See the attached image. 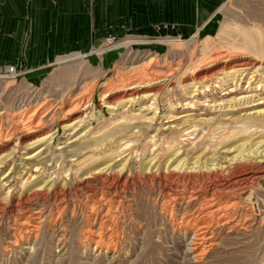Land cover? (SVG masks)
Returning <instances> with one entry per match:
<instances>
[{"label":"rangeland","instance_id":"1","mask_svg":"<svg viewBox=\"0 0 264 264\" xmlns=\"http://www.w3.org/2000/svg\"><path fill=\"white\" fill-rule=\"evenodd\" d=\"M207 15L208 21L198 16L189 30L170 21L143 34L101 27L102 39L83 47L61 43L70 36L66 28H36L33 36L0 20L4 122L21 131L38 108L55 111L45 125L46 141L15 147L17 136L0 145L2 156L12 153L0 166V198H19L29 187L51 183L74 185L77 177L100 169L139 170L148 162L154 171L198 161L208 167L236 163L256 174L231 192L207 195L196 186L180 190L175 200L158 186L151 190L143 171L137 186L107 196L112 206L100 211L96 224L91 220L94 228L85 224L97 213L92 203L99 202L100 190L95 197L83 192L62 203L35 204L18 216L19 224L0 222V264H264V89L257 86L264 77V0H225ZM232 55L256 67L236 83L220 76L188 85L203 65ZM168 74L172 82L160 80ZM150 76L163 87L155 102L113 105L117 90ZM79 100L85 121L72 125ZM21 114L26 118L19 124ZM39 211L45 217L29 223ZM103 217L108 226L101 231ZM24 221L26 230L42 225L21 239L13 233Z\"/></svg>","mask_w":264,"mask_h":264},{"label":"bare ground","instance_id":"2","mask_svg":"<svg viewBox=\"0 0 264 264\" xmlns=\"http://www.w3.org/2000/svg\"><path fill=\"white\" fill-rule=\"evenodd\" d=\"M255 67L256 66H255L254 61L251 59L245 58V57L242 58L240 56L232 55L226 58H219L217 60L211 61L208 64L203 65V67H201V69L192 78H190L189 82L191 83H188V85H191V84L198 85L199 83L206 84V82L208 83V81L217 79L220 76H228L230 77L229 79L232 82L236 83L241 80L244 74L250 73V71H252ZM260 68L261 67L258 66L257 70H259ZM254 73L256 72H253V74ZM168 75L169 76L164 75L162 78H160V80L163 81L164 79V82L165 81L172 82L173 75L172 74H168ZM149 78L148 80L142 81L139 84L136 82H133V83L124 85L122 88L117 90V92H115V96L112 98L113 105L120 106L121 104L130 103L132 104V107H133L135 103L137 104L138 102L142 100L145 101L146 99H149L151 101L153 100V102H155L156 97H158L162 93L163 87L158 86L159 85L158 79L151 78V76ZM257 86L264 89V77L263 79L258 81ZM209 88L210 87L207 85V91H209ZM105 97H107V95H105ZM77 106H76V110L72 112L71 115L69 114L71 117L69 121L73 122L72 125L85 121V117H83V114L85 113L83 111H86V108L83 109L84 106L82 105L81 100L78 101ZM3 115L4 113L0 114V145L3 142H11L13 138L19 136L18 138L19 142L17 145H15V147H17L18 145H22L25 148H29L43 141H46L47 139L50 138V136H46L48 133H45L44 130H45V125L47 123L52 124L53 116H55V111H52L49 106H44L41 109L38 108V110H36V112H34V114H32L28 118L27 121H29V125H23V127L20 129L21 131H18L15 127H13V124H11L10 122L5 123ZM86 116L88 115L86 114ZM25 118H26L25 115H22V114L19 115L18 116L19 124L24 123ZM254 123H258V121H255ZM254 123L253 122L252 123L243 122L242 125L243 126L253 125ZM72 125H67L65 127L69 128ZM257 125H259V123ZM170 140L177 141L176 138H170ZM242 148L243 147H240L239 149H242ZM11 155L12 153H8V154L6 153V155L4 154L2 156V153H0V166L5 164ZM98 160H100V157L94 158L91 162L87 163V165H93ZM150 164L151 162L141 165L139 170H133V169L126 170L127 166L125 165L123 166L120 173L112 172V171L110 173L108 172L105 173L101 169L99 171L86 172L85 174H83V176L85 177L81 176V180H79L78 177L75 179L74 185L60 186V185L51 183L45 186L42 185L38 187L37 186L29 187L26 192H23L22 194L18 195L19 198L17 197L11 198L10 196H6L5 198H0V222L5 221L6 219H8L9 221L14 219L13 220L14 221L13 226H14L15 224L18 223V220H17L18 216H20L21 214H24L27 211L31 212L35 204L41 203L44 206V205L52 203L53 200L60 201L62 203L64 200H67L69 197L77 198L83 192L87 193L90 197H95L99 193V190H100L103 194H102V197L99 199V202L97 201V203L95 202L92 203L94 204V206L92 205L93 209H95L97 213L95 212L96 215L93 214L95 217L91 215L88 222H86L85 224V228H89V227L94 228L92 225L93 222L90 223L91 220H93L96 224L99 217L101 216L100 211L101 210L105 211L104 208L107 207V205H109V207L112 206V202L107 200V196L112 192H115L118 195H121L123 192L131 190L133 187L137 186L141 181V172L143 171H146L145 173H143V176H142L143 180L148 184V186H151V190L153 189L155 190V188L158 186L161 195H163L165 198L170 197L171 199H175V200L177 198H180V190L182 189L189 190L190 188L191 190H193L196 186H200L199 188L203 189L202 191H204V193L207 195L210 191H214L215 194H218V195L224 194L227 191L231 192V190L232 191L236 190V188L241 186L243 183L250 182L252 179L255 178V175H256L253 173L254 171L253 172L248 171L251 169H246L247 166L245 167L244 165H241V164L236 165V163L234 164V166H232L233 164H231L227 167H224L221 164L216 165L212 163L213 166L208 167V162H205L204 164H202L198 161L196 162L194 166L192 167L188 166L189 168L188 167L183 168V165L175 166L173 168L172 166H168V167L165 166L164 169H162L161 167H158L157 170L155 171L150 167ZM254 169L255 168H253V170ZM125 170L127 172L123 173ZM226 172L229 174V177L224 176V174L226 175ZM207 200L208 199H206V201ZM60 211H63V209ZM110 211L111 210H109V212ZM64 213L61 212V214H64ZM44 217H45L44 212L39 211L38 213H34V216L31 215L30 218L27 217L29 219L28 220L26 219V220L28 222L32 221V223L36 224L37 221H41V219H43ZM52 217L53 216H51V218ZM91 218H94V219H91ZM103 218L104 219H102V222L100 225L101 226L100 228H102L101 231L105 230L103 228H106L108 226L106 218L105 217ZM27 221L26 222L24 221L22 224H20L21 227L18 228L17 230L14 229L15 233L13 234L15 236H18L19 238L22 239L23 237L22 235L24 231H25V234L28 232L30 227L29 228L27 227V230H26V227L25 228L22 227L28 224ZM41 225L42 224L38 225L37 227H34V226L33 227L34 229L36 228V231H37V229H40ZM55 226H56V222H55ZM34 229L33 228L30 229L28 233L33 234ZM88 231L90 230L88 229ZM34 238H35V235H34Z\"/></svg>","mask_w":264,"mask_h":264},{"label":"crops","instance_id":"3","mask_svg":"<svg viewBox=\"0 0 264 264\" xmlns=\"http://www.w3.org/2000/svg\"><path fill=\"white\" fill-rule=\"evenodd\" d=\"M224 1L0 0V20L12 22L9 27L27 29L33 36L36 35V28H66L70 36L61 39V43H78L83 47L102 39L101 27L115 25L119 33L135 31L143 34L149 33L150 27L156 23L170 21L185 25V29L189 30L196 26L198 16L199 20L208 21L207 14L215 11ZM182 15H188V21L182 20ZM39 33L42 34V31Z\"/></svg>","mask_w":264,"mask_h":264}]
</instances>
